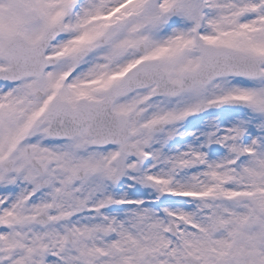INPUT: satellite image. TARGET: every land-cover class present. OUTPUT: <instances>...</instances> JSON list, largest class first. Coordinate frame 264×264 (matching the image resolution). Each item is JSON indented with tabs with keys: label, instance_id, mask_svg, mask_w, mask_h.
I'll return each mask as SVG.
<instances>
[{
	"label": "snow or ice",
	"instance_id": "1",
	"mask_svg": "<svg viewBox=\"0 0 264 264\" xmlns=\"http://www.w3.org/2000/svg\"><path fill=\"white\" fill-rule=\"evenodd\" d=\"M0 264H264V0H0Z\"/></svg>",
	"mask_w": 264,
	"mask_h": 264
}]
</instances>
